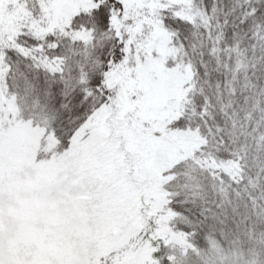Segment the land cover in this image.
Segmentation results:
<instances>
[{"label": "snow or ice", "instance_id": "snow-or-ice-1", "mask_svg": "<svg viewBox=\"0 0 264 264\" xmlns=\"http://www.w3.org/2000/svg\"><path fill=\"white\" fill-rule=\"evenodd\" d=\"M37 177L52 264H264V0H0V222Z\"/></svg>", "mask_w": 264, "mask_h": 264}, {"label": "rangeland", "instance_id": "rangeland-1", "mask_svg": "<svg viewBox=\"0 0 264 264\" xmlns=\"http://www.w3.org/2000/svg\"><path fill=\"white\" fill-rule=\"evenodd\" d=\"M3 215L13 224L2 243L12 258L23 261L31 256L52 264L65 255L71 238L67 220L48 200L39 177L13 186L6 194Z\"/></svg>", "mask_w": 264, "mask_h": 264}, {"label": "trees", "instance_id": "trees-1", "mask_svg": "<svg viewBox=\"0 0 264 264\" xmlns=\"http://www.w3.org/2000/svg\"><path fill=\"white\" fill-rule=\"evenodd\" d=\"M2 228H0V242L4 243L5 237L10 235L11 230L13 229L12 222L3 215L2 217ZM30 249V248H29ZM28 249V250H29ZM21 252H19L17 255H19Z\"/></svg>", "mask_w": 264, "mask_h": 264}]
</instances>
